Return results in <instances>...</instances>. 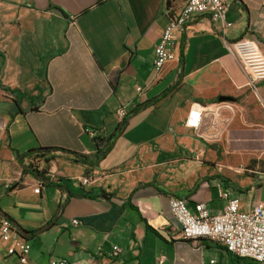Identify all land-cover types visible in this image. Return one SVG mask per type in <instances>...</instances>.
Segmentation results:
<instances>
[{
  "label": "crops",
  "instance_id": "obj_1",
  "mask_svg": "<svg viewBox=\"0 0 264 264\" xmlns=\"http://www.w3.org/2000/svg\"><path fill=\"white\" fill-rule=\"evenodd\" d=\"M186 1L0 0V217L31 244L18 260L0 241V264H258L211 239H184L169 200L219 213L222 184L243 209L264 201L263 183L226 181L220 150L186 123L193 109L218 108L219 96L255 93L225 41L248 36L264 54V0H228L224 31L195 16L177 35V60L156 76V44ZM257 88L264 97V81ZM29 157L61 186L25 168Z\"/></svg>",
  "mask_w": 264,
  "mask_h": 264
},
{
  "label": "built area",
  "instance_id": "obj_2",
  "mask_svg": "<svg viewBox=\"0 0 264 264\" xmlns=\"http://www.w3.org/2000/svg\"><path fill=\"white\" fill-rule=\"evenodd\" d=\"M228 0H187L181 10L170 16L169 23L156 44L154 69L156 76L162 74L167 65L178 58L174 49L177 35L184 31L187 23L195 16L209 14L214 22H219L225 29L229 23L225 21ZM225 46L231 56L241 61L250 75L249 86L255 92L264 111V97L260 96L257 83L264 81V54L259 43L251 37L243 36L235 40H226ZM138 95L145 92V87L136 84ZM228 110V116L221 111ZM235 106L228 101H220L216 109L207 106L193 109L189 113L187 125L194 128L200 138L210 143H218L225 135L226 128L235 115ZM117 114L125 119L127 110L118 109ZM27 167L32 166L42 171L34 157L27 158ZM43 172V171H42ZM85 184L93 182L91 177L83 179ZM220 195L228 199L225 209L212 213L208 206L199 202L194 210L190 209L184 198L171 196L169 207L179 224L184 239H211L238 258L252 260L264 264V201L258 200L250 209H243L237 197H229V191L218 185ZM78 223L77 219L73 220ZM0 241L6 244L5 256L18 260L27 258L31 244L18 230L14 223L5 216L0 217ZM115 250H119L115 247ZM4 257V258H6ZM165 257L161 256L155 264H162ZM49 264H72L67 258L54 256ZM202 264H218L211 259Z\"/></svg>",
  "mask_w": 264,
  "mask_h": 264
},
{
  "label": "rangeland",
  "instance_id": "obj_3",
  "mask_svg": "<svg viewBox=\"0 0 264 264\" xmlns=\"http://www.w3.org/2000/svg\"><path fill=\"white\" fill-rule=\"evenodd\" d=\"M233 102L236 103L233 122L238 125L230 132L232 122L218 142L222 160L220 172L226 181L249 179L264 184V111L251 90L236 96Z\"/></svg>",
  "mask_w": 264,
  "mask_h": 264
},
{
  "label": "trees",
  "instance_id": "obj_4",
  "mask_svg": "<svg viewBox=\"0 0 264 264\" xmlns=\"http://www.w3.org/2000/svg\"><path fill=\"white\" fill-rule=\"evenodd\" d=\"M124 123H125V119L123 120V122L121 124L123 125ZM55 149H57V147H43V148H41V150H43V151H51V150H55ZM36 151H38V150H31V151H29V153H33ZM25 168H28V170L31 171L37 178L41 179L43 183L48 182V184H50V185L61 186L60 184H56V183L50 181L49 178L45 176L44 172L38 170L37 168H34L32 166H29V167L25 166ZM254 263H257V262H254Z\"/></svg>",
  "mask_w": 264,
  "mask_h": 264
},
{
  "label": "water",
  "instance_id": "obj_5",
  "mask_svg": "<svg viewBox=\"0 0 264 264\" xmlns=\"http://www.w3.org/2000/svg\"><path fill=\"white\" fill-rule=\"evenodd\" d=\"M219 100L220 101H227V100H234V98L232 96H226V95H223V96H219ZM214 147L215 149H219V145L218 143H215L214 144ZM15 225V224H14ZM19 230V232L23 235V236H29L30 235V232H28L27 230H25L24 228H22L21 226H16Z\"/></svg>",
  "mask_w": 264,
  "mask_h": 264
}]
</instances>
